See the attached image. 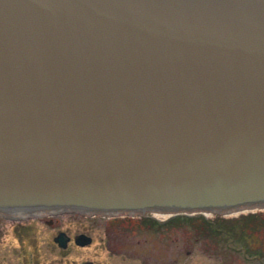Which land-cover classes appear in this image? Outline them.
<instances>
[{"label": "water", "instance_id": "95a60500", "mask_svg": "<svg viewBox=\"0 0 264 264\" xmlns=\"http://www.w3.org/2000/svg\"><path fill=\"white\" fill-rule=\"evenodd\" d=\"M250 207L264 0H0V214Z\"/></svg>", "mask_w": 264, "mask_h": 264}, {"label": "rangeland", "instance_id": "374dc122", "mask_svg": "<svg viewBox=\"0 0 264 264\" xmlns=\"http://www.w3.org/2000/svg\"><path fill=\"white\" fill-rule=\"evenodd\" d=\"M50 219L52 226L38 220L30 224L41 249L33 259H39V264H264V209L170 217L64 212ZM10 225L0 221V249L19 243ZM58 231L71 238L65 251L54 246ZM81 233L92 238L90 246H74L73 237ZM18 259L6 260L16 263Z\"/></svg>", "mask_w": 264, "mask_h": 264}, {"label": "flooded vegetation", "instance_id": "af4514ba", "mask_svg": "<svg viewBox=\"0 0 264 264\" xmlns=\"http://www.w3.org/2000/svg\"><path fill=\"white\" fill-rule=\"evenodd\" d=\"M60 214L62 213L61 212L52 213V214L38 213V214L26 215V216L0 215V221H2V223H5L6 221L7 223L11 224L8 228L12 230V232L16 236L15 238H17L19 241L18 245L11 244L9 246H4L3 249H0V264H39V259L33 260L36 255L40 256L41 249L40 246L37 243H35L36 235L32 233V230L30 228L31 221L38 220L43 222L47 226H52L54 224V220L50 218H53L56 215H60ZM59 232H64V231H58V233ZM64 233L67 235L66 232ZM70 243L71 241L68 243L67 248L65 250L68 249ZM54 246L58 248V246L55 243ZM74 246L78 248H82L76 246L75 244ZM30 249H32L31 252ZM17 252H19V255L18 254L14 255V253ZM13 256L19 257L16 263L6 260L7 258L11 259V257ZM87 262H92V261H87ZM87 262L83 264H86ZM94 264H99V263H94Z\"/></svg>", "mask_w": 264, "mask_h": 264}, {"label": "trees", "instance_id": "16d2710c", "mask_svg": "<svg viewBox=\"0 0 264 264\" xmlns=\"http://www.w3.org/2000/svg\"><path fill=\"white\" fill-rule=\"evenodd\" d=\"M151 223H155V224H158V223H156L155 221H150ZM208 224V223H207ZM205 225V224H204ZM209 225V224H208ZM210 226V225H209ZM213 231H214V229H213Z\"/></svg>", "mask_w": 264, "mask_h": 264}, {"label": "bare ground", "instance_id": "6f19581e", "mask_svg": "<svg viewBox=\"0 0 264 264\" xmlns=\"http://www.w3.org/2000/svg\"><path fill=\"white\" fill-rule=\"evenodd\" d=\"M239 210H241V209H239ZM243 212H245V211H243ZM236 214V213H235ZM162 217H165L166 215H161Z\"/></svg>", "mask_w": 264, "mask_h": 264}]
</instances>
